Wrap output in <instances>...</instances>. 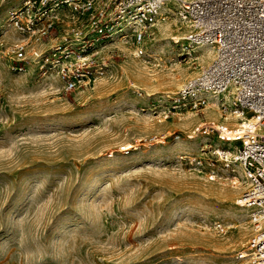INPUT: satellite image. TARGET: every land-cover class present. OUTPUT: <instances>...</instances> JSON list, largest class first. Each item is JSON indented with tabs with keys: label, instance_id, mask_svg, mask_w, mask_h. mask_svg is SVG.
Listing matches in <instances>:
<instances>
[{
	"label": "rangeland",
	"instance_id": "rangeland-1",
	"mask_svg": "<svg viewBox=\"0 0 264 264\" xmlns=\"http://www.w3.org/2000/svg\"><path fill=\"white\" fill-rule=\"evenodd\" d=\"M28 1L0 0V264H254L244 187L210 165L220 142L201 131L223 122L217 107L171 108L214 54L191 56L188 29L169 16L150 31L146 56L105 43L91 53V81L65 92L58 73L35 67L72 24L43 35ZM21 11L30 30L12 24ZM21 43L30 66L19 73ZM144 68L155 71L151 86Z\"/></svg>",
	"mask_w": 264,
	"mask_h": 264
},
{
	"label": "built area",
	"instance_id": "built-area-1",
	"mask_svg": "<svg viewBox=\"0 0 264 264\" xmlns=\"http://www.w3.org/2000/svg\"><path fill=\"white\" fill-rule=\"evenodd\" d=\"M33 6L37 7V26L44 24L40 30L43 35L46 25L59 34L58 25L72 24L67 30L71 35H66L57 50L37 54L35 67L43 76L58 73L65 92L81 89L86 80L91 81L90 69L95 62L91 53L105 43L119 41L133 46L136 57L146 56L150 31L169 16L188 29L184 41L189 54L196 48H212L211 63L182 85L171 108L201 112L213 107L211 101L216 102L223 122L201 127L203 135L220 142L207 152L210 165H222L235 183L244 187L238 205L254 226L248 258L254 264H264V0L26 2V7ZM26 13L21 11L11 20L23 31L33 24L31 20L23 23L21 16ZM49 17L51 20L44 23ZM13 55L12 69L25 72L30 66L26 45H16ZM194 161L203 166L202 160ZM215 228L219 233L225 230L221 223ZM238 257L243 259L241 253Z\"/></svg>",
	"mask_w": 264,
	"mask_h": 264
},
{
	"label": "bare ground",
	"instance_id": "bare-ground-1",
	"mask_svg": "<svg viewBox=\"0 0 264 264\" xmlns=\"http://www.w3.org/2000/svg\"><path fill=\"white\" fill-rule=\"evenodd\" d=\"M199 49H200V52H202V56H209V57H212L213 56V50H212V48H210V47H201ZM195 52L198 53V50L192 52L191 53V56H193V53H195ZM139 66H140V64H139ZM144 69H147V68H144ZM154 73H155V71L147 69V78L146 79H147V84L149 86H151L150 85V81H154V77H155V74ZM211 104L214 107H217V104H216L215 101H211Z\"/></svg>",
	"mask_w": 264,
	"mask_h": 264
}]
</instances>
